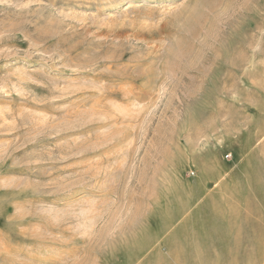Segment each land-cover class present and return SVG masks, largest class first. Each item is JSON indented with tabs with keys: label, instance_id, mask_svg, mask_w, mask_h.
<instances>
[{
	"label": "rangeland",
	"instance_id": "rangeland-1",
	"mask_svg": "<svg viewBox=\"0 0 264 264\" xmlns=\"http://www.w3.org/2000/svg\"><path fill=\"white\" fill-rule=\"evenodd\" d=\"M119 1L0 0V264H264V0Z\"/></svg>",
	"mask_w": 264,
	"mask_h": 264
},
{
	"label": "bare ground",
	"instance_id": "bare-ground-1",
	"mask_svg": "<svg viewBox=\"0 0 264 264\" xmlns=\"http://www.w3.org/2000/svg\"><path fill=\"white\" fill-rule=\"evenodd\" d=\"M128 3V1L127 0H120L119 2H117L115 5V7L114 8H118V7H120V6H122V5H125V4H127ZM114 5V4H113ZM113 7V6H112ZM109 9H111V7H105V10H109ZM193 14H194V11H193ZM192 14V15H193ZM194 19V18H193ZM195 19H197V18H195ZM193 21H195V20H193ZM196 22V21H195ZM192 23V22H191ZM191 25V24H190ZM200 27V26H199ZM191 28V27H190ZM201 29H203V28H200V29H198L199 31L201 30ZM204 30V29H203ZM202 30V31H203ZM204 32H205V30H204ZM199 34H201V33H199Z\"/></svg>",
	"mask_w": 264,
	"mask_h": 264
}]
</instances>
